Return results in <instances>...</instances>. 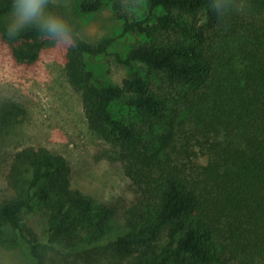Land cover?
<instances>
[{"label":"trees","instance_id":"16d2710c","mask_svg":"<svg viewBox=\"0 0 264 264\" xmlns=\"http://www.w3.org/2000/svg\"><path fill=\"white\" fill-rule=\"evenodd\" d=\"M75 1L87 15L110 4L123 34L145 38L116 55L131 69L122 83L103 84L87 56L107 55L117 38L88 42L49 5L73 29L68 80L90 127L119 148L135 199L116 220L73 186L63 155L27 147L7 175L0 244L11 236L36 264L60 247L81 249L79 264H264V0ZM12 2L0 0V34L34 62L48 39L34 27L6 39ZM36 206L46 238L27 222Z\"/></svg>","mask_w":264,"mask_h":264},{"label":"rangeland","instance_id":"374dc122","mask_svg":"<svg viewBox=\"0 0 264 264\" xmlns=\"http://www.w3.org/2000/svg\"><path fill=\"white\" fill-rule=\"evenodd\" d=\"M52 4L81 24L84 40L98 43L106 37L117 38L107 55L87 56V62L99 82L120 85L131 69L118 62L116 55L125 57L145 38L123 34L124 24L115 19L110 4L90 15L83 14L75 0ZM9 14L4 17L5 25ZM66 53L67 46L47 40L36 61L20 62L0 34V202L12 195L7 175L14 155L27 147H44L63 155L72 167L73 186L98 204L112 206L117 220L135 199L133 184L119 148L90 127L82 93L73 88L66 74ZM26 217L40 237L48 236L47 218L39 206ZM6 239L7 243L0 244V264H36L22 244L13 242L11 236ZM77 252L79 256L81 249L67 252L60 247L51 252L49 264H79Z\"/></svg>","mask_w":264,"mask_h":264},{"label":"clouds","instance_id":"9594fccd","mask_svg":"<svg viewBox=\"0 0 264 264\" xmlns=\"http://www.w3.org/2000/svg\"><path fill=\"white\" fill-rule=\"evenodd\" d=\"M55 0H13L6 25V39L15 40L28 27H34L42 38L58 45L74 43L73 29L62 16L49 10Z\"/></svg>","mask_w":264,"mask_h":264}]
</instances>
